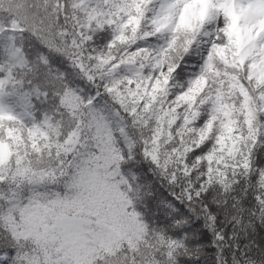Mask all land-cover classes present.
I'll list each match as a JSON object with an SVG mask.
<instances>
[{
  "label": "snow or ice",
  "instance_id": "snow-or-ice-1",
  "mask_svg": "<svg viewBox=\"0 0 264 264\" xmlns=\"http://www.w3.org/2000/svg\"><path fill=\"white\" fill-rule=\"evenodd\" d=\"M261 149L264 0H0V264H177L123 166L191 205Z\"/></svg>",
  "mask_w": 264,
  "mask_h": 264
},
{
  "label": "trees",
  "instance_id": "trees-1",
  "mask_svg": "<svg viewBox=\"0 0 264 264\" xmlns=\"http://www.w3.org/2000/svg\"><path fill=\"white\" fill-rule=\"evenodd\" d=\"M260 151L264 153V149ZM257 163L264 166V156ZM123 172L129 180L135 177L142 188L137 210L146 222L184 244L177 264H264V210L255 199L264 190L255 175L241 179L227 193L216 187L189 205L175 198L182 187L152 175L146 163L124 165ZM177 221L179 227L174 226Z\"/></svg>",
  "mask_w": 264,
  "mask_h": 264
}]
</instances>
